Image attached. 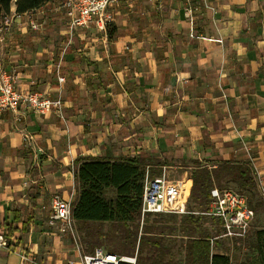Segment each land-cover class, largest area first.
I'll return each instance as SVG.
<instances>
[{"label": "crops", "instance_id": "obj_1", "mask_svg": "<svg viewBox=\"0 0 264 264\" xmlns=\"http://www.w3.org/2000/svg\"><path fill=\"white\" fill-rule=\"evenodd\" d=\"M55 2L23 14L12 5L0 32L17 88L62 104L0 116V233L16 229L0 264H81L75 225L73 237L49 220L53 195L75 199L78 157L149 158L151 177L189 180L187 195L192 160H247L264 188V0H119L105 31L76 28L62 53L36 36L56 20L68 46Z\"/></svg>", "mask_w": 264, "mask_h": 264}, {"label": "trees", "instance_id": "obj_2", "mask_svg": "<svg viewBox=\"0 0 264 264\" xmlns=\"http://www.w3.org/2000/svg\"><path fill=\"white\" fill-rule=\"evenodd\" d=\"M51 0H0V18L14 12L23 14ZM149 158L137 156L124 159L102 157H78L73 161L75 199L71 203V217L76 232L81 237L82 248L91 253L95 248L119 256L136 254L135 264H176L170 257L171 244H164L165 234L177 232L182 239V264H231L225 242L240 247L242 240L210 239L221 231L220 220L203 214L211 200L210 190L231 189L245 196L247 204L257 213L262 206L257 195L256 172L250 161H219L204 164L192 160L191 186L185 215L170 213L146 214L141 221V196ZM149 176L158 175L159 169L148 171ZM185 193L189 180L182 182ZM152 217V220L149 219ZM179 217L177 227L167 225L165 218ZM16 229L6 226L4 237L10 241ZM249 232V231H248ZM248 234V233H247ZM10 247V244H8ZM258 253L255 258L264 264V230L254 232V242L249 244ZM166 256H168L167 259Z\"/></svg>", "mask_w": 264, "mask_h": 264}, {"label": "built area", "instance_id": "obj_3", "mask_svg": "<svg viewBox=\"0 0 264 264\" xmlns=\"http://www.w3.org/2000/svg\"><path fill=\"white\" fill-rule=\"evenodd\" d=\"M118 1L56 0L54 9L62 12L67 20V45L71 43L72 34L76 28L94 26L98 30L105 31L111 20L106 10ZM184 1L189 3L193 0ZM13 21V16L9 14L2 17L0 32L8 31ZM28 24L32 30L39 29V23L30 16L28 17ZM58 80L63 81L64 79L58 78ZM21 106H26L41 116L53 110L60 111L62 108L59 99L46 98L36 92H21L17 88L15 76L3 70L0 62V116L8 110L17 112ZM148 171L147 166L141 196V221L146 214L170 213L185 215L193 213L188 210V192L185 193L182 183L176 185L170 182L163 173L157 177H151ZM258 186L264 191L261 184H258ZM210 197L211 200L207 210L201 214L220 220L222 228L221 233L212 237L210 242L212 243L214 239L219 238L225 240L244 239L255 217V213L248 206L245 196L231 189L221 190L214 186L210 190ZM49 220L51 223H59L61 232H69L74 237V222L71 217V202L69 200L63 199L57 194L53 195ZM5 245L4 234L0 233V247ZM80 262L81 264H135L136 258L134 256H119L102 248H95L91 253L82 254Z\"/></svg>", "mask_w": 264, "mask_h": 264}, {"label": "rangeland", "instance_id": "obj_4", "mask_svg": "<svg viewBox=\"0 0 264 264\" xmlns=\"http://www.w3.org/2000/svg\"><path fill=\"white\" fill-rule=\"evenodd\" d=\"M51 17H49L50 19ZM45 19V20H49ZM47 25L44 26V30H41L36 33L37 37H40L42 39L41 46L44 47V49H51L54 50L56 53H62L63 51L72 50L71 47L73 46H66L64 40H62V37L59 35V30L62 28V25L56 21H47ZM111 31V29H110ZM80 44L75 43L74 46L77 47ZM260 179L258 175H256V183H257V195L255 197V200H261L262 206L258 210L257 213H255V217L251 222L248 237L246 238L245 242L240 247H230L231 244L228 242H225V246L229 247V251H221L225 254H228V256L231 258V264H260L256 261V257L258 255L257 251L255 249H251L249 247V244H252L254 242V232L255 231H261L264 230V191L261 190V188L258 186L260 184ZM152 220V217L149 219V221ZM164 222L171 226L175 225L177 227L179 222V217H176L175 219L172 218H165ZM79 244L82 246L81 243V237H78ZM164 244H171L173 247L171 252V259L176 262V264H182V258L183 253L180 247L183 242L180 238V235L177 232H174L173 234H165L164 237ZM126 256V255H123ZM136 257V254L133 255ZM129 256V257H133ZM168 256H166L165 259H167ZM262 264V263H261Z\"/></svg>", "mask_w": 264, "mask_h": 264}]
</instances>
